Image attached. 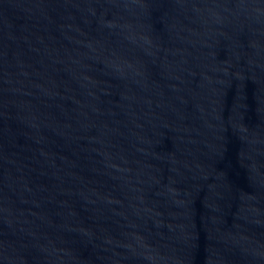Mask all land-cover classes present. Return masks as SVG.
I'll list each match as a JSON object with an SVG mask.
<instances>
[{"label": "water", "instance_id": "1", "mask_svg": "<svg viewBox=\"0 0 264 264\" xmlns=\"http://www.w3.org/2000/svg\"><path fill=\"white\" fill-rule=\"evenodd\" d=\"M0 264H264V0H0Z\"/></svg>", "mask_w": 264, "mask_h": 264}]
</instances>
